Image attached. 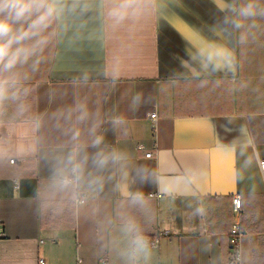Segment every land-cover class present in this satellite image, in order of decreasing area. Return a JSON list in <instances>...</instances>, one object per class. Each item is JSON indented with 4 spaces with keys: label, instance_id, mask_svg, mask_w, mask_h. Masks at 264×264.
<instances>
[{
    "label": "crops",
    "instance_id": "1",
    "mask_svg": "<svg viewBox=\"0 0 264 264\" xmlns=\"http://www.w3.org/2000/svg\"><path fill=\"white\" fill-rule=\"evenodd\" d=\"M112 3L83 0L82 11L57 27L38 70L25 67L27 110L18 114L14 103L0 107V264H96L104 254L110 264H132L122 254L128 238L120 229L128 217L149 243L161 235L150 257L135 264H228L235 221L245 232L244 262L264 264V33L243 45L238 34L231 36L233 69L208 77L201 88L180 65L190 46L214 38L213 28L222 23L214 0H137L135 13L117 27L108 16ZM137 94L141 103L133 109ZM78 102L90 112L79 124L74 115L68 118ZM117 114L127 118L120 130L111 123ZM229 121L234 130L225 133ZM241 125L255 160L243 176V157L220 155L212 146L214 131L231 139ZM93 126L94 135L146 170L195 164L201 179L177 192L137 182L134 189L146 197L142 207L118 190L117 170L98 172L91 162L88 171L104 177L102 187L82 186L75 196L53 188L58 158L72 147L74 131L79 128L80 140L90 144ZM95 151L87 148L90 155ZM148 151L152 158L145 157ZM80 194L84 201L77 203ZM235 195L242 199L239 217ZM198 202L203 215H194Z\"/></svg>",
    "mask_w": 264,
    "mask_h": 264
},
{
    "label": "clouds",
    "instance_id": "2",
    "mask_svg": "<svg viewBox=\"0 0 264 264\" xmlns=\"http://www.w3.org/2000/svg\"><path fill=\"white\" fill-rule=\"evenodd\" d=\"M223 21L213 28L214 38H201L190 46L187 59L181 61V68L199 81L203 88L209 83L208 77L218 72H228L234 67L235 49L230 46V37L238 34L240 44H246L249 38H256L257 33H264V0H214ZM137 0H113L108 11L112 26L117 27L135 13ZM84 7L83 0H0V107L9 103L16 105L17 113L27 110L26 96L28 89L23 82L28 79L25 67L38 70L44 59V52L57 35V27L63 28L70 17L76 16ZM115 78V77H114ZM221 83L216 81V84ZM247 87V84L242 85ZM141 95L132 98L133 109L141 103ZM75 116L76 123L89 120L90 112L85 102H78L68 110V118ZM114 130H120L127 124L124 114L111 117ZM229 124L223 125L225 133L234 129ZM37 127L39 124L37 123ZM215 129V126H213ZM90 144L80 140V129L72 135V147L58 158L57 168L52 177L53 188L71 191L77 195L82 186L102 187L104 177L88 171L89 162L98 171L115 169L120 174L116 187L132 206L142 207L146 202L145 194L134 189L137 182H152L168 191L192 190L201 179V172L195 164H180L175 168L159 165L157 169L146 170L137 165L129 153L119 147L108 145L103 135H94ZM213 148L220 155L233 153L243 157L238 173L255 166L254 157L249 155L252 138L241 125L231 139L222 137L214 131ZM97 149L91 155L87 148ZM206 208L198 202L194 215H203ZM121 232L128 238V248L122 253L135 264L140 258L148 259L151 246L146 236L139 229L134 217L125 219Z\"/></svg>",
    "mask_w": 264,
    "mask_h": 264
},
{
    "label": "built area",
    "instance_id": "3",
    "mask_svg": "<svg viewBox=\"0 0 264 264\" xmlns=\"http://www.w3.org/2000/svg\"><path fill=\"white\" fill-rule=\"evenodd\" d=\"M157 113H151L150 119L152 122L153 127H156L157 122ZM154 156V153L151 151H148L145 153V157L152 158ZM11 164H14L16 162V159H10L9 161ZM260 167L264 174V160H260ZM15 187H20V181L19 179L14 180ZM77 203H82L84 201V196L80 194L76 198ZM232 205H233V212L238 217L240 216L242 212V199L240 195H235L232 199ZM244 230L241 227L240 221H235L231 229L229 231V256H228V264H247L244 262L243 258V236H244ZM4 236L2 231L0 230V237ZM160 234L155 236L152 240H150V246L156 248L159 245L160 242ZM40 264H44V260L40 259ZM77 264H85L81 259H78ZM96 264H110L109 258L106 254L99 257Z\"/></svg>",
    "mask_w": 264,
    "mask_h": 264
}]
</instances>
